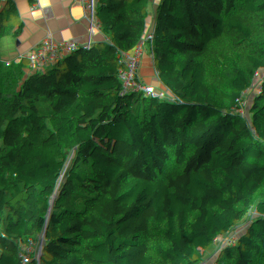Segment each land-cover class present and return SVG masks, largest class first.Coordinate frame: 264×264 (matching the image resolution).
<instances>
[{"label": "trees", "instance_id": "obj_1", "mask_svg": "<svg viewBox=\"0 0 264 264\" xmlns=\"http://www.w3.org/2000/svg\"><path fill=\"white\" fill-rule=\"evenodd\" d=\"M97 1L94 23L93 0H0V56L55 98L65 170L0 203V264H264V0L197 8L221 77L171 27L168 0L127 28L131 0ZM102 175L134 233L80 228L79 187ZM239 194L208 255L205 227Z\"/></svg>", "mask_w": 264, "mask_h": 264}, {"label": "crops", "instance_id": "obj_2", "mask_svg": "<svg viewBox=\"0 0 264 264\" xmlns=\"http://www.w3.org/2000/svg\"><path fill=\"white\" fill-rule=\"evenodd\" d=\"M13 7L16 9L18 6L14 5L11 8ZM165 14L169 24L179 33L183 42L194 49L215 71L219 70L216 73H221L226 67V62L216 60L212 40L204 28L206 25L190 13L188 0H168ZM131 19L132 16L128 25ZM124 25L126 26L125 21ZM128 50L130 53L134 51L131 45ZM18 86L26 90L33 109H38L40 98L29 93L31 85L28 72L22 65H13L0 56V177L6 172H12L16 175L33 174L42 178L49 173V158L44 152L42 139L32 128L30 112L25 111L22 106ZM113 120L115 121L116 117ZM119 133V129H113L115 138ZM114 153L115 148L111 146L107 152L105 172L113 166ZM64 172L60 166L55 170V174ZM98 208L102 215L118 222H125L118 212L112 188L106 180ZM210 224L211 222L208 225Z\"/></svg>", "mask_w": 264, "mask_h": 264}, {"label": "built area", "instance_id": "obj_3", "mask_svg": "<svg viewBox=\"0 0 264 264\" xmlns=\"http://www.w3.org/2000/svg\"><path fill=\"white\" fill-rule=\"evenodd\" d=\"M208 0H188L189 11L191 14L197 16V8L201 5L207 3ZM147 3V0H131L129 5L125 9L127 18L125 19L127 28L129 19L133 16V13L141 5ZM92 9L94 10V19L99 18V6L98 1L93 0L91 4ZM14 9V7H13ZM10 11L3 10L0 12V50H1V31L4 23L7 21ZM210 28L207 27V32L209 34ZM90 34L87 35V37ZM229 64H233V61H229ZM139 78L142 79V74L138 72ZM29 93L32 96H37L35 90L30 87ZM18 95L22 101V106L25 111L30 112L31 114V125L34 132L40 136L44 146V152L49 158L48 169L49 173L45 177H38L33 174L26 175H16L12 172H6L0 177V200L8 199L13 197L23 190L33 186L43 179L44 181H49L52 176L55 174V170L60 166V157L56 148V139L57 131L54 124V119L52 115V109L55 106V98L53 97L48 101H41L38 109H33L31 98L27 95L26 90L18 86ZM123 122L126 124L128 120L123 119ZM112 167L106 171L110 173ZM104 187V177L103 175L98 177L93 183L89 185H81L79 187V193L81 196V202L79 204V213L81 215V225L80 228H88L90 226H103L107 230L118 231L123 233H134L133 228L130 224L125 222H118L114 219L107 218L99 212V202L101 198V192ZM206 228V227H205ZM202 237V236H201ZM200 248L203 245L200 244V241L197 244Z\"/></svg>", "mask_w": 264, "mask_h": 264}, {"label": "rangeland", "instance_id": "obj_4", "mask_svg": "<svg viewBox=\"0 0 264 264\" xmlns=\"http://www.w3.org/2000/svg\"><path fill=\"white\" fill-rule=\"evenodd\" d=\"M96 20H97V18L94 19V23H95ZM204 28H205L206 34L209 36V34L207 32V27L204 26ZM220 62L223 63L224 61L221 60ZM216 71L219 72V70H216ZM222 74H223V71H221V73H217V75L219 77H221ZM242 200H243V196H242V194H239L236 199H234L232 201H229V202L220 203L218 205V207L216 208V212H215L213 221H211V224L208 225L207 228H205L204 233L202 234V237H201V240H200V244L203 245L201 249H203L204 251H206L208 253V255H210L209 242H210V240L212 238L214 229L218 226V224L220 222L221 215H222L223 211L228 207V205H230V204H232V203H234L236 201L240 202ZM0 203H3V200H0Z\"/></svg>", "mask_w": 264, "mask_h": 264}]
</instances>
